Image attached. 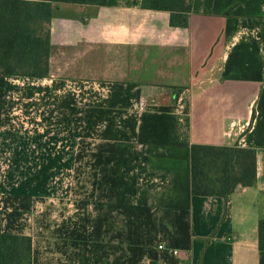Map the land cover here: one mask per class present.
I'll list each match as a JSON object with an SVG mask.
<instances>
[{"label": "crops", "instance_id": "obj_1", "mask_svg": "<svg viewBox=\"0 0 264 264\" xmlns=\"http://www.w3.org/2000/svg\"><path fill=\"white\" fill-rule=\"evenodd\" d=\"M144 1L55 5L49 76L0 75L1 231L32 264H264V0ZM193 145L255 150V186L194 196Z\"/></svg>", "mask_w": 264, "mask_h": 264}, {"label": "trees", "instance_id": "obj_2", "mask_svg": "<svg viewBox=\"0 0 264 264\" xmlns=\"http://www.w3.org/2000/svg\"><path fill=\"white\" fill-rule=\"evenodd\" d=\"M193 1L145 0L142 6L170 12L173 26L187 27ZM55 4L105 6L107 0H0V75L49 76ZM191 169L194 196L227 199L239 187L255 186L257 155L253 149L193 145ZM259 250L264 254V218L259 223ZM32 257V239L2 233L0 215V264H32Z\"/></svg>", "mask_w": 264, "mask_h": 264}, {"label": "built area", "instance_id": "obj_3", "mask_svg": "<svg viewBox=\"0 0 264 264\" xmlns=\"http://www.w3.org/2000/svg\"><path fill=\"white\" fill-rule=\"evenodd\" d=\"M144 105H145V103L143 102V103H142V107H141L142 109H143ZM172 255H173L174 257H184V258H185V260H184V264H190V263H188V261H187L188 255L183 256V253H182L181 251L173 250V251H172Z\"/></svg>", "mask_w": 264, "mask_h": 264}, {"label": "rangeland", "instance_id": "obj_4", "mask_svg": "<svg viewBox=\"0 0 264 264\" xmlns=\"http://www.w3.org/2000/svg\"><path fill=\"white\" fill-rule=\"evenodd\" d=\"M55 5L57 6V5H59V4H55ZM90 146H92V142L87 141V147H90Z\"/></svg>", "mask_w": 264, "mask_h": 264}]
</instances>
